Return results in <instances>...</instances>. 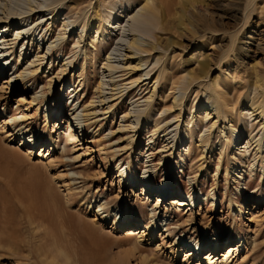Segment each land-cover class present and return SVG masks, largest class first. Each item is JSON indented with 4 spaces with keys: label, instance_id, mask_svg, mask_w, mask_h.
<instances>
[{
    "label": "rangeland",
    "instance_id": "rangeland-1",
    "mask_svg": "<svg viewBox=\"0 0 264 264\" xmlns=\"http://www.w3.org/2000/svg\"><path fill=\"white\" fill-rule=\"evenodd\" d=\"M28 1L17 0L12 9L25 13ZM40 1L46 10L45 4L57 0ZM143 2L63 0L57 21L40 25L41 14L28 22L33 23L30 32L44 35L46 41L30 44L27 39L20 59L19 40L14 55L6 57L8 69L0 73V264H65L54 243L77 255L75 264H264V149L257 155L245 153L251 132L264 144L261 110L254 115L251 110L252 103L264 107V0H173L171 15L162 25L158 21L154 28L144 26L134 33L129 28L107 29L110 22L127 25L128 15L139 13ZM11 6L2 2L0 17ZM65 18L74 29L61 43ZM99 23L101 38L92 42ZM48 25L53 26L50 32ZM82 29H87V40L78 46L76 35ZM9 32L11 40L18 31ZM2 34L0 30V38ZM49 38L59 45L52 57L30 66L37 55H45ZM135 38L140 47L154 46L141 54L146 61L141 70L152 79L144 81L145 76L138 83L145 72H130L124 65L133 68L135 60L122 57ZM108 62L119 67L114 82L123 96L101 103L100 97L118 93L111 92V86L98 91L109 81ZM65 63L73 66L63 67ZM203 63H208L204 73ZM26 68L39 70L27 78L26 88L23 82L7 83L12 73ZM31 92L42 96L43 103L33 104ZM176 94L184 98L181 116L180 109H172ZM216 103L222 116L209 132L216 120L205 119V110ZM132 105L149 112V128L142 122L133 129L136 114L128 115ZM72 109L85 120L81 130L73 129L74 140L69 139ZM191 121L194 126L188 129ZM176 123L180 142L170 149L173 139L168 141L163 131L175 130ZM230 123L238 129L232 138L243 139L240 145H226L219 132ZM202 135H209L206 150ZM23 136H32L38 145L22 146ZM120 167L134 176L136 187H129V181L119 184ZM148 171L154 189L166 185L177 191L175 196L163 197L162 203L157 192L147 193L141 178ZM188 198L195 203L180 208ZM119 212L132 217L131 226L116 217ZM75 224L90 231L72 247L66 243ZM216 237L220 247L211 260ZM227 237L230 242L225 244ZM240 242L245 245L237 251ZM199 244L204 245L202 252L195 253L193 247Z\"/></svg>",
    "mask_w": 264,
    "mask_h": 264
},
{
    "label": "bare ground",
    "instance_id": "bare-ground-1",
    "mask_svg": "<svg viewBox=\"0 0 264 264\" xmlns=\"http://www.w3.org/2000/svg\"><path fill=\"white\" fill-rule=\"evenodd\" d=\"M17 0H0V4L2 3V2H5L6 4H8L9 6H11V5H13V3L14 2H16ZM61 2V3H60ZM62 2H63V0H57V1H55V2H51V3H53V4H50V5H48V4H45V5H47L46 6V10L44 9H42V7H43V4H42V1H40V0H29L28 1V3H27V8L28 9H26L24 12L25 13H21L20 15H18L17 13L18 12H15L13 9H12V6L11 7H9V8H7V10H6V12L4 13V15L5 16H3V17H0V30L2 31V36H1V38H0V40H2L1 42H0V73H6V70L8 69V68H6V66H7V64H8V58H6L10 53V57L12 56V55H14V48H15V46H17L16 44H17V42L20 40V43L22 42L23 43V46H22V50H21V52H20V55H19V57H20V59L23 57V54H24V52H23V49L25 48V45H26V40L28 39V40H31L30 41V44H33V43H35L34 42V40H39V41H43V42H45L46 40H45V36L44 35H42V36H40V38H39V36L37 35V33H36V31H32V33L30 32L31 31V29H32V25H33V23H28L29 22V20H32L33 19V17L34 16H37V15H41V14H43L42 15V17H39V19H38V22H40L39 24L41 25L42 23H47V22H49V21H57L56 19H57V17H59V6L62 4ZM49 3V2H48ZM174 6H173V0H144V2H143V4L141 5V9H140V12L139 13H137V14H135L134 16H131L132 15V13L131 14H129L128 16H130V18H129V20H128V24L127 25H123V23L121 22L120 24H116L115 23V25H113L111 22L107 25V29L108 30H116V29H119L118 31H122V30H124V31H126L125 29L126 28H129L128 30H130V31H139V29H143L144 28V26L145 27H148L149 29H152V28H154L155 26H156V22H158L159 21V23L161 24V23H164V22H166V19H168V18H166V17H168L169 15H171V12H172V8H173ZM22 12V11H21ZM49 13V15L48 16H46L45 15V13ZM28 16L27 18H24V16ZM24 23H26V25H23ZM63 29H62V31H63V34L61 33L60 35H59V37H58V41H61V43H62V40H64L65 39V35H67V33L69 32H71V31H73V29H74V23L72 22V23H68V22H66V18L63 20ZM98 24V23H97ZM21 25H22V27H21ZM51 25V24H50ZM50 25H48V27H47V29L46 30H48L47 32H50V30L52 31V27L53 26H50ZM117 25V26H116ZM162 25V24H161ZM92 22L90 23V25H89V27L90 28H92ZM164 26V25H163ZM34 27V26H33ZM39 28H40V26H38ZM16 29L18 32L15 34V38L13 39H11V40H8V32L11 30V29ZM96 28V27H95ZM99 28H100V23H99V26H98V28H97V31H96V37L95 38H93V39H91L92 40V42H96V41H99L100 40V38H101V35H100V30H99ZM23 30L22 32H19L20 30ZM37 29V28H36ZM136 29H138V30H136ZM39 30V29H38ZM87 29H82V31H80V33H77V37H78V46L79 45H81V43L82 42H86V38H87V31H86ZM133 32V33H134ZM10 33V32H9ZM29 33H31L30 35H29ZM45 34H47V33H45ZM6 35V36H5ZM29 35V36H28ZM49 35V34H48ZM47 35V36H48ZM134 36V35H133ZM116 39H118V37H116ZM45 40V41H44ZM58 41H54V42H50V38H49V40H47V42H46V44L45 45H47V51H46V53H45V55H43V56H41V58L37 55V57L33 60V62L30 64V66H32V65H34V64H37L38 62H40L41 63V61H44L47 57H48V55L49 56H51L52 57V52L54 51V49H56V46H59V45H57L56 43L58 42ZM37 42V41H36ZM40 43V42H39ZM27 44H29V41H28V43ZM58 44H60V43H58ZM44 45V44H43ZM85 46L86 45H83L82 46V48H81V51L83 50V52L82 53H84L85 55H87V49L85 50L84 48H85ZM152 46V45H151ZM150 46V47H151ZM30 47V46H29ZM32 47V46H31ZM78 48V47H77ZM153 48H154V46H152L151 48H145V47H140L139 46V43H138V40L135 38V39H133L131 42H129V44H128V49L130 50L126 55H122V57H125V58H130V59H132V60H135V66L133 67V68H130L129 69V67H126L124 64V68H127L130 72H132V71H136V70H141L142 69V67L144 66V65H146V63H144V62H146V61H144V60H142V55L141 54H144V53H149V52H151L152 50H153ZM43 49H44V46H43ZM213 49V48H212ZM211 49V50H212ZM54 53V52H53ZM51 54V55H50ZM83 54V55H84ZM138 56V57H137ZM50 57V58H51ZM48 59H49V57H48ZM46 61V60H45ZM208 61H209V59H208ZM109 63V66H108V73H109V75L110 76H108L109 77V81L108 82H104V84L102 85V86H99V88H98V91H102L103 92V90H105V86H108V87H110L111 86V92H115V91H118V93L117 94H112L110 97H108V98H106L104 95V97H100V102L101 103H104V102H106V101H108V100H110L111 98H113V97H115V95H121L122 93H123V91L119 88V85H117V83L118 82H114V80H115V78L116 77H114L115 76V73H114V71L115 70H118L119 69V67L118 66H116V65H114V63H112V62H108ZM66 64V63H65ZM73 66V63H68V64H66V65H64L63 67H66V68H71ZM8 67V66H7ZM10 67V66H9ZM12 67V66H11ZM201 67H202V69H201V72L202 73H204L206 70H207V68H208V63H203L202 65H201ZM15 68V67H14ZM33 68V67H32ZM12 69V68H11ZM126 69V70H127ZM36 71H39L38 69H36V70H34V69H30V68H26V69H23L20 73H18L17 71L16 72H14V73H12V75L10 76V81L9 82H7V83H9V85H11V86H14V85H16V84H21L22 82H23V84H22V87H24V88H26L24 85H27V83L28 82H30V81H28L29 79H27L30 75H35L34 73L36 72ZM141 71H143V72H145V70H141ZM145 75H143V77H141L140 78V80H137V82H134V83H138L139 81H141V80H143L144 79V77L146 76V80H144V81H147V80H151L152 78H147V76H149V72H145L144 73ZM26 79H27V81H26ZM133 83V84H134ZM154 84H156V83H154ZM18 86V85H17ZM20 87V86H19ZM107 87V88H108ZM157 88H158V86H157ZM20 89V88H19ZM22 89V88H21ZM109 90V91H110ZM157 89L155 88V90H153L154 92H153V94H152V96L151 97H149L148 99H147V110L151 107V101L154 99V96H155V91H156ZM179 90H181V89H179ZM178 91V90H177ZM73 92H75V90H73ZM181 92V91H180ZM102 94V93H101ZM100 94V95H101ZM104 94V93H103ZM123 95H121V97H122ZM45 97V96H44ZM218 97V96H217ZM215 98V97H214ZM184 98H182V96H178L177 94H176V97L174 98V105H173V107H172V109H180V112H179V115L181 116L182 115V110H183V108H184V100H183ZM217 99H219V98H217ZM31 100H32V103L33 104H42L43 103V101H44V99L42 98V96H40L37 92H31ZM216 101V100H215ZM219 101V100H218ZM219 102H221V101H219ZM73 103H74V101H73ZM218 103V102H217ZM216 103V105L215 106H207V108H206V110H205V119H207V120H213V119H215L216 121L210 126V130H209V132L211 131V130H213L217 125H218V122L220 121V117L222 116L221 114H222V109H221V107H220V105L219 104H217ZM47 104V103H46ZM133 106V108H132V110L129 112V114L128 115H131L132 116V114H133V116L136 114V116H134L133 118H134V121L131 123V126L133 127V129H137V128H139L140 126H141V124H142V122L143 123H147V127L149 128V123H151V121H147V117L149 116V112H144V110L145 111H147L146 109H144V110H138L140 107H138V106H134V105H132ZM41 108V107H40ZM50 108V107H49ZM264 107H262L261 105H255V104H253L252 103V105H251V110H253V115L255 114V113H258L260 110H261V112L259 113V115H260V118H264V109H263ZM136 110H138V111H136ZM150 110V109H149ZM82 112V111H81ZM167 112H168V110H167ZM108 113V112H107ZM106 113V114H107ZM69 118H70V125H69V139H71V140H74L75 138H76V134H74L73 133V129L74 128H77V131H79V130H81L84 126H85V120L83 119V115H81L79 112H78V109H76L75 111H74V109H72V110H69ZM105 114V115H106ZM7 121H8V123L10 122L9 121V119H7ZM192 122L193 121H191L190 122V124L187 126V128L188 129H191L193 126H194V124H192ZM123 123V122H122ZM170 122H167L166 123V125H168ZM220 123V122H219ZM16 124V123H15ZM241 124V123H240ZM175 125V124H174ZM174 125H173V127H174ZM160 125H156V127H155V132H158L161 128L159 127ZM179 126H180V124H177L176 123V126L174 127L175 128V130H173V131H171L170 133L168 132V130L169 129H166V130H164L163 131V133H165L166 135H165V137H168L169 139H168V141H170L171 139H173L169 144H168V146H171V145H173V144H175V143H179L180 142V139H179V137H178V132L176 131L178 128H179ZM13 127V126H12ZM19 126H17V125H15L14 126V128H13V130L14 131H16V129L18 128ZM170 127H172V126H170ZM85 129V128H84ZM120 129H122V127H120ZM124 129H126V128H124ZM22 129L20 128V130L19 131H21ZM219 132H221V133H223V136H224V140H225V143H226V145L227 144H229V142L230 141H232V144L234 145V146H236V144L237 143H239L238 145H240V141H242L241 140V137H237V138H232V135L233 134H235L236 132H238V129H237V126L236 125H234L233 123H230L229 124V126L228 127H226V126H224V128H223V131H220L219 130ZM18 133V132H17ZM70 133H72V134H70ZM230 133V135H228ZM112 134V133H111ZM174 134V135H173ZM23 134H21V136H22ZM110 134H108V136H109ZM173 135V136H172ZM205 135V134H204ZM226 135V136H225ZM248 142H247V144H246V151H245V153H247V154H249L250 152H251V150H252V152H254V151H256V155L257 154H261L262 153V151H263V149H264V144H263V138L262 137H260V138H257V136H253V132H251V134L249 135V137H248ZM200 143H203V144H205V147L203 148V149H207L210 145V140H209V135L208 136H201L200 137ZM242 143V142H241ZM36 142L33 140V138H32V136H23V138H22V141H21V145L22 146H25V145H27V147H29V146H31V147H35L36 146ZM29 145V146H28ZM38 145V144H37ZM43 145H45V144H43ZM55 144H53L52 143V145H51V148H52V151H53V149L55 148ZM221 148H222V146H221ZM56 149V148H55ZM170 149H172V146L170 147ZM0 150H2V149H0ZM226 151V150H225ZM225 153L226 152H224V150L222 149L221 150V152H220V155H221V159H222V157H223V155L225 156ZM251 155V154H250ZM12 159V158H11ZM223 160V159H222ZM166 161V159H162V162H165ZM222 164H224V163H221V164H218L217 165V169H216V174H215V176L214 177H217L218 176V174H219V172H220V169H221V166H222ZM150 171H148V172H146L144 175H142L143 177L141 178V179H143L141 182L143 183H145V186H144V188H145V191L146 190H148V192L147 193H149V192H151V193H156L157 192V194H159V196H158V201L160 202H164V201H162L161 199L163 198V197H165V196H167V197H171L172 198V196H175V195H172V193L174 194L175 192H177V191H173V190H171V189H169L170 187L169 186H166V185H164V186H159V188H156V189H154L153 187H152V185L150 184V178H151V176H147L148 175V173H149ZM228 174V171L226 170V177L228 176L227 175ZM71 175H74V173H71ZM118 178L120 179V183L119 184H121V185H126L127 184V182L129 181V187H136L137 186V184H136V179L134 178V176H130V174L128 173V171L126 170V168L125 169H122V167H120V168H118ZM130 184H132V186H130ZM217 185V184H216ZM144 192V191H143ZM171 192V193H170ZM176 194V193H175ZM178 194H180V193H178ZM178 197H179V195H178ZM253 197V196H252ZM176 198V197H175ZM254 199H255V201L257 200L256 199V197H254ZM173 200V199H172ZM188 202H190L189 204H188ZM188 202H187V204L185 203V202H183V201H181L180 202V204H179V206H180V208L181 207H187V206H191V205H193L194 203H195V200L194 199H189L188 198ZM214 202V204H216V202H215V200L213 201ZM158 205H159V203H158ZM104 205H100L99 207H103ZM193 207V206H192ZM188 208V207H187ZM101 210H103L102 208H101ZM101 210H97V217H100L102 214H101ZM103 212V211H102ZM240 212H241V208H240ZM153 213V212H152ZM69 216V215H68ZM102 217V216H101ZM116 217H118V219L125 225V226H131L132 224H130V222H131V219H132V217L130 218V216H129V214H127V212H124V213H117V215H116ZM154 217V216H153ZM71 218V217H70ZM152 221L154 222L155 221V217L154 218H152ZM157 221V220H156ZM155 221V222H156ZM77 224V223H76ZM75 224V225H76ZM155 224H157V223H153V225H152V229H154V226H155ZM74 225V226H75ZM158 226V225H157ZM82 226L80 225H76L75 227H72L71 229H70V232H68L69 233V236L71 237V239H68L66 236H65V238H67L68 240H70L68 243H66L67 245H69V246H72L73 247V245H75L74 244V242L75 241H78L79 239H81V237H86V236H88L89 235V231H90V229L88 228V230H86V226H84V227H82ZM146 227V226H145ZM159 227V226H158ZM147 229H149V226H147ZM156 230V229H155ZM83 231H85V233H88V234H84V232ZM150 231V230H149ZM86 235V236H85ZM89 237V236H88ZM231 238V237H230ZM230 238L229 237H227L226 238V240H225V244H227V243H229L230 242ZM242 239V238H241ZM179 240H180V238H179ZM232 240V239H231ZM81 241H83L82 239H81ZM215 244H214V246L213 247H211V251H212V253H211V255H210V258H211V260L212 259H215V257H212V256H214L213 254L214 253H217V250H218V247H220V244H219V240H218V237H216V239H215ZM243 241V240H242ZM177 242V241H176ZM77 243V242H76ZM78 244V243H77ZM176 244V243H175ZM66 245V246H67ZM245 244H243L242 242H240L239 244H238V246H236L237 247V251H241V249L242 248H244L243 246H244ZM68 246V248H70ZM76 246V245H75ZM53 247V246H52ZM57 248L58 250L57 251H59V253H60V255L61 256H63L64 258H65V264H75L76 262V259H77V255L76 256H70V255H68L67 253H66V249L64 250V249H60V248H58V246H57V244L56 243H54V248ZM202 247H204V245H202V244H199V245H196V246H194L193 247V250H194V248H196L197 249V251L195 250V253L196 252H199V253H201L202 252ZM80 247H78V249H79ZM73 249V248H72ZM74 249H76V248H74ZM73 249V250H74ZM77 249V250H78ZM52 250V249H51ZM56 250V249H55ZM192 250V249H191ZM71 252V251H70ZM70 252H69V254H70ZM75 252H76V250L74 251V254H75ZM78 253V251L76 252V254ZM73 254V253H72ZM58 255V254H57ZM216 255V254H215Z\"/></svg>",
    "mask_w": 264,
    "mask_h": 264
}]
</instances>
